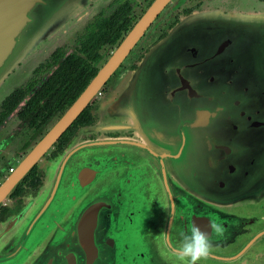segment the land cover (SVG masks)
<instances>
[{"label":"water","instance_id":"water-1","mask_svg":"<svg viewBox=\"0 0 264 264\" xmlns=\"http://www.w3.org/2000/svg\"><path fill=\"white\" fill-rule=\"evenodd\" d=\"M168 1L150 4L4 179L0 203ZM60 2L0 0V33L10 28L0 44V78ZM121 83L87 132L129 136L77 140L49 162L38 194L0 223V264H182L180 234L190 235L193 223L210 234L212 250H223L243 222L229 210L264 201V13L229 11V0L202 6ZM213 223L225 228L222 236L210 229ZM212 250L198 264L229 259Z\"/></svg>","mask_w":264,"mask_h":264},{"label":"flooded vegetation","instance_id":"flooded-vegetation-1","mask_svg":"<svg viewBox=\"0 0 264 264\" xmlns=\"http://www.w3.org/2000/svg\"><path fill=\"white\" fill-rule=\"evenodd\" d=\"M153 1L107 0V2L102 3L92 1L90 6H95L97 10L91 20L85 24L82 31L76 35L73 46L69 47L65 45L53 49L48 57L44 58L43 61L39 62L30 71V75L26 81L21 83L17 88H20L23 92L28 90L29 96L32 91L39 89L41 86H45L54 71L67 60L74 61L69 68L76 67V69H81L77 64L82 67L91 66L96 69L95 73H97L114 49L120 44L126 33L134 27ZM215 1L169 0L165 4L93 97V99L97 98L100 101L95 103V105H91L92 99L83 108L91 118L90 123L84 125L82 124L84 120H78L77 122L74 120L75 122L73 121L64 130L66 132L74 124L69 128L66 135L62 137L63 132L59 136L56 142L33 164L13 192L0 203V223L4 222L8 217L17 214L30 199L38 194L44 183L47 163L59 156L70 143L77 140H93L99 137L113 138L124 135L120 132H106L104 129L96 132H87L88 129L100 122L97 111L107 95L112 91H106L105 88L108 85L109 79L120 68H125L124 73H122L123 75L135 69L137 62L141 60L151 47L163 39L167 32L182 17L199 10L202 6H208L209 3ZM252 2L257 5H264V0H252ZM137 12L138 14H136ZM125 22L128 23L127 28L120 31V37L114 44L108 42L100 43L102 39L98 42L94 41V39L100 38L105 31H110L112 23L119 28ZM114 28L116 29V27ZM104 50L110 53L99 64L102 53L105 52ZM103 90H105V93L102 95ZM28 96L24 99L26 100ZM3 99L0 101V184L14 170L24 155L44 136L61 114L69 107L67 105L64 110L42 119L37 114L39 109L25 105V101L18 103V106L11 112L6 113V110L1 107ZM17 142H20L18 148L15 151H11L12 145ZM27 147L29 149L26 151ZM250 208H252V211L248 213H244L243 211L241 213L232 212L235 214V217L243 221L240 225L241 229L238 230L240 231L239 234L232 238L229 237V246L225 249L212 250L214 253L220 252L222 255L229 256V259L217 262L210 258L209 264H264V203L261 202L256 206H250ZM224 250L225 252H222Z\"/></svg>","mask_w":264,"mask_h":264},{"label":"rangeland","instance_id":"rangeland-1","mask_svg":"<svg viewBox=\"0 0 264 264\" xmlns=\"http://www.w3.org/2000/svg\"><path fill=\"white\" fill-rule=\"evenodd\" d=\"M92 1H98V3L107 2V0H61L58 4V8L49 19L44 21L35 32V35L21 46L17 55L10 62L9 67L0 78V100L4 98L7 92H10L14 87L16 88V86L18 87L21 83L25 82L30 75V71L39 62L43 61L44 58L48 57L53 49L65 45L69 47L73 46L76 35L82 31L85 24L91 20L97 10L95 6H90ZM229 11H235L243 15L253 14L257 16V14L264 13V5L254 4L252 0H229ZM136 14H138V12ZM108 53L110 52L105 51L102 53L99 64L108 57ZM124 70L125 68L118 69L113 77L109 79L108 85L105 88L106 91H112L107 95L104 101H106L108 97L113 96L120 88L123 78L128 74L126 73L123 75L122 73H124ZM8 88L9 91L7 90ZM104 93L105 90L102 91V95ZM99 101V99L94 98L91 105H95V103ZM99 111L98 109L97 114ZM99 115L100 114H98V120L101 119ZM121 133L124 134L123 136H129V134L125 135L126 132ZM20 142L14 143L11 151H15ZM28 149L29 147L26 148V151ZM229 211H235L234 213H241L242 211L248 213L252 211V208L245 206L233 208Z\"/></svg>","mask_w":264,"mask_h":264},{"label":"trees","instance_id":"trees-1","mask_svg":"<svg viewBox=\"0 0 264 264\" xmlns=\"http://www.w3.org/2000/svg\"><path fill=\"white\" fill-rule=\"evenodd\" d=\"M116 25V24H115ZM128 23L122 24L119 28L114 26L112 23L110 26V31H105L103 35L94 41L100 43L108 42L114 44L116 40L120 37V31L127 28ZM116 27V29L114 28ZM94 42L93 40H91ZM74 61H65L59 68H57L53 75L49 78L45 86H41L39 89L32 91L28 96L29 91L23 92L20 88L13 89L2 101L1 107L4 108L6 113L11 112L18 103L25 101V105L31 108L37 107L38 117L45 119L47 116L64 110L67 105H70L76 97L81 93V91L88 84L89 80L96 74V69L91 66H84L77 64L81 69H76V67H70ZM95 73V74H94ZM28 96L25 100L24 98ZM47 111V112H46ZM46 112V113H45ZM84 120L82 124H89L91 118L86 110H83L75 119ZM74 121V122H75ZM74 124H72L73 126ZM70 126L69 128H71ZM69 128L62 134L64 137L69 130Z\"/></svg>","mask_w":264,"mask_h":264},{"label":"clouds","instance_id":"clouds-1","mask_svg":"<svg viewBox=\"0 0 264 264\" xmlns=\"http://www.w3.org/2000/svg\"><path fill=\"white\" fill-rule=\"evenodd\" d=\"M211 230L219 236L225 232V228L218 223H213L210 226ZM182 241L176 255L182 264H198L202 259H206L212 250L210 234L201 230L196 224H192L189 234L181 233Z\"/></svg>","mask_w":264,"mask_h":264},{"label":"bare ground","instance_id":"bare-ground-1","mask_svg":"<svg viewBox=\"0 0 264 264\" xmlns=\"http://www.w3.org/2000/svg\"><path fill=\"white\" fill-rule=\"evenodd\" d=\"M3 13L4 12H3V9H2L1 12H0V15L3 16ZM9 29L10 28H8L7 30H4L2 33H0V44L5 41V37H6L7 32H9Z\"/></svg>","mask_w":264,"mask_h":264}]
</instances>
